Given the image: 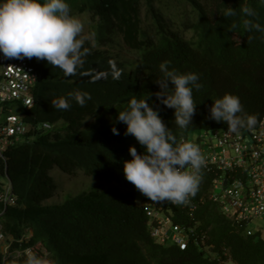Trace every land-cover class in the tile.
I'll list each match as a JSON object with an SVG mask.
<instances>
[{
	"label": "trees",
	"instance_id": "obj_1",
	"mask_svg": "<svg viewBox=\"0 0 264 264\" xmlns=\"http://www.w3.org/2000/svg\"><path fill=\"white\" fill-rule=\"evenodd\" d=\"M68 3L84 22L85 33L92 35L87 45L91 52L68 75L44 59L31 57L42 77L26 119L33 124L49 122L51 127L28 132L22 142L6 148L5 161L0 156V177L6 168L17 195V203L2 218L12 239L11 250L31 247L49 264H220L227 259L234 264H264L260 234L243 233L206 197L209 174L200 177L194 195V202L205 196L194 212L197 232L206 231L204 243L190 242L181 249L154 238L146 214L151 200L141 205V192L123 172L129 146L137 152L144 149L116 120L130 97L147 96L180 140L194 129L227 128L226 122L211 118L210 106L228 92L240 97L246 113L257 114V126L264 113V33L246 31L240 9L253 7L257 16L252 19L264 25V5L259 0ZM226 7L235 8L238 15L224 17ZM165 60L170 61L169 69L197 73L202 85L193 89L196 110L184 129L176 125L174 109L155 95L159 90L155 80L162 76L159 64ZM113 70L120 71L118 79L113 78ZM75 90L90 94L85 105L69 98L68 109L52 106L53 99ZM113 126L118 133L112 132ZM60 173L81 174L87 180L58 200L56 191L65 190L57 182L63 178ZM160 202L172 222L195 221L180 204ZM25 259V255L15 260L8 256L5 264H24Z\"/></svg>",
	"mask_w": 264,
	"mask_h": 264
},
{
	"label": "clouds",
	"instance_id": "obj_2",
	"mask_svg": "<svg viewBox=\"0 0 264 264\" xmlns=\"http://www.w3.org/2000/svg\"><path fill=\"white\" fill-rule=\"evenodd\" d=\"M259 3L264 5V0H259ZM240 14L244 16L246 31L264 33V25L252 19L257 16L253 7L243 6ZM222 15L232 17L238 13L235 8L226 7ZM91 40L92 35L85 33L82 19L71 12L68 0H0V53L6 57L44 59L68 75L83 65L91 52L87 46ZM169 64L168 60L159 64L162 76L155 80L159 85L155 95L164 105L174 109L175 123L184 129L192 123L196 110L193 89L198 90L202 85L197 73L178 72L169 69ZM112 76L118 79L120 71L113 70ZM69 98L83 106L90 99V94L87 91H70L66 96L53 99L51 104L54 108L68 109ZM32 107L25 110L26 116ZM210 116L216 121L226 122L227 131L233 134H239L244 128L252 129L258 121L257 114L244 111L238 95L228 92L214 100ZM116 120L126 125L125 134L133 135L144 149L137 152L135 146H129L130 158L123 161L125 178L152 201L188 203L189 197L198 190L199 173L205 164L199 145L186 139L178 140L158 110L150 105L147 96L130 97L128 107L118 111ZM25 121L33 127L39 124ZM35 129L30 128L21 140ZM112 132L118 133V129L113 126ZM186 165L189 167L186 168ZM15 251L21 252V255H16ZM24 255V264H49L45 256L33 252L31 247L19 250H11L10 247L9 257L12 256V260Z\"/></svg>",
	"mask_w": 264,
	"mask_h": 264
},
{
	"label": "built area",
	"instance_id": "obj_3",
	"mask_svg": "<svg viewBox=\"0 0 264 264\" xmlns=\"http://www.w3.org/2000/svg\"><path fill=\"white\" fill-rule=\"evenodd\" d=\"M41 76V71L31 58L6 57L0 53V156L3 160H6V148L19 142L30 128L51 127L49 122L33 127L25 121V110L35 102L34 89ZM245 131L249 132V139ZM185 139L198 144L205 157L199 175H210L208 200L216 202L220 212L243 233L249 235L257 232L264 239L263 225L259 224L256 230L251 228L256 218L264 219V113L255 128L241 130L239 134L230 133L224 127H214L203 129L196 137L187 135L180 138ZM204 199L205 196L200 195L194 202L193 195L188 203L180 204L187 215L195 220L187 225L172 222L170 216L161 211L163 203L151 200V205L146 207L150 234L160 243L171 241L181 249H185L190 242L204 243L206 231L197 232L199 222L194 217L197 204ZM16 202L17 195L5 172L0 177V264H5L10 256L12 240L5 231L2 218L7 208ZM15 252L21 255V252Z\"/></svg>",
	"mask_w": 264,
	"mask_h": 264
},
{
	"label": "rangeland",
	"instance_id": "obj_4",
	"mask_svg": "<svg viewBox=\"0 0 264 264\" xmlns=\"http://www.w3.org/2000/svg\"><path fill=\"white\" fill-rule=\"evenodd\" d=\"M185 8H187V10L189 9L188 7H185ZM173 10H176V9H173ZM187 35H188V33H187ZM203 129L204 128L194 129L189 133V136L190 137H196L197 135H199L201 133V131ZM245 135H246V138L249 139L250 135H249L248 131H245ZM60 174L62 175L63 178L61 179V176H60L57 182H58L59 186H61V184H62V186L65 188V190L64 189L63 190L58 189V191H56L54 198L58 199V200L62 199L64 193L69 192V191H76L77 189H79L82 181L87 180V177L82 176L81 174H78L76 177H70L69 175H63L62 173H60ZM138 200H139L141 205H144L145 201L147 204L149 203L150 198H148L147 196L145 197L144 194L140 193ZM259 224L263 225V227H264V219L256 218L252 222L251 228L256 230V228ZM219 262H220V264H234L232 262V260H230V259H227L224 261L220 260Z\"/></svg>",
	"mask_w": 264,
	"mask_h": 264
}]
</instances>
